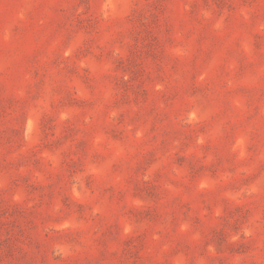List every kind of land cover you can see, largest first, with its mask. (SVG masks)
I'll use <instances>...</instances> for the list:
<instances>
[{
	"label": "rangeland",
	"instance_id": "rangeland-1",
	"mask_svg": "<svg viewBox=\"0 0 264 264\" xmlns=\"http://www.w3.org/2000/svg\"><path fill=\"white\" fill-rule=\"evenodd\" d=\"M0 264H264V0H0Z\"/></svg>",
	"mask_w": 264,
	"mask_h": 264
}]
</instances>
